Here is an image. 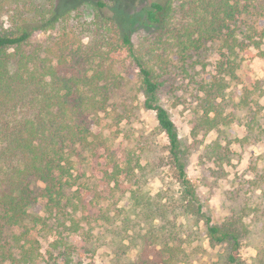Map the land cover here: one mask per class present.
Here are the masks:
<instances>
[{"label":"trees","instance_id":"obj_1","mask_svg":"<svg viewBox=\"0 0 264 264\" xmlns=\"http://www.w3.org/2000/svg\"><path fill=\"white\" fill-rule=\"evenodd\" d=\"M54 1L0 0V15L7 19L0 33V264H38L40 232L35 227L47 223L29 209L37 206L39 197L46 200L48 218L55 221L50 229L76 233L81 221L102 225L109 239L110 264H192L203 251L191 228L197 222L210 248L224 247L225 264H244L237 254L250 223L244 212L217 223L202 210L187 178L176 126L159 101L162 75L135 53L130 35L122 33L114 20L99 12L85 19L74 8L57 14ZM187 1L186 16L192 18L193 28L185 33L184 48L197 49L207 41L222 42L224 47L215 76L198 83L199 114L191 136L216 131L227 145L246 141L259 128L253 108H259L254 97L262 89L257 81H247L248 66L236 50L264 45V0ZM175 12L173 0H155L144 18L153 26H164ZM50 33L56 36L33 42L36 35ZM260 54L264 56V51ZM123 55L138 70L141 107L154 113L157 129L166 138L178 184L175 192L150 196L132 188L135 180L152 171L149 163L141 164L144 155L128 150L119 163L101 135L90 128V120L108 108L119 120L132 111L115 73ZM230 82L240 87L234 100L225 97ZM228 105L245 114L247 135L242 139H229L226 133L232 122L224 114ZM220 148L215 141L210 154ZM220 155L227 156L228 151ZM88 158L95 163L108 158L112 169L104 171V189L90 199L80 189L73 190L78 180L73 177L74 165ZM32 183L44 186L40 195H34ZM56 232L52 247L61 264L73 263L83 249L70 246L62 232ZM252 264H264V250L256 253Z\"/></svg>","mask_w":264,"mask_h":264},{"label":"rangeland","instance_id":"obj_2","mask_svg":"<svg viewBox=\"0 0 264 264\" xmlns=\"http://www.w3.org/2000/svg\"><path fill=\"white\" fill-rule=\"evenodd\" d=\"M153 1L155 0H55L54 8L57 14L77 9L85 19H90L95 12L111 18L122 33L130 35L135 53L162 75L159 79V101L170 113L176 126L184 153L187 178L195 186L202 210L217 223L232 215L243 212L246 214L244 220L250 223L249 233L241 240L237 255L244 264H252L256 253L264 250V56L260 54L264 51V45L260 49L247 47L236 50L238 59L245 60V65L248 66L247 81H257L262 89V93L254 97L259 103V108H253L257 111L259 125V128L254 129L255 136L228 145L224 136L216 131L206 135L201 133L193 138L191 127L199 114L198 103L201 97L198 83L215 76L219 53L224 51L223 43L207 41L202 42L197 49L184 48L185 33L193 28L192 18L186 16L189 2L173 0L176 7L174 15L164 26H153L144 18L145 10ZM181 8L184 10L181 11ZM259 25L262 26V22ZM6 27L7 19L0 15V33ZM55 36L53 33L39 34L34 37L33 42H46ZM192 38L195 39L196 35ZM121 60L115 73L121 82V95L132 105V111L126 114L125 119L119 120L116 113L108 108L106 112L98 113L90 120V128L93 133L101 135L106 147L119 163L124 162L123 153L128 150L144 155L141 164L149 163L152 171L137 182L135 180L132 188L139 187L141 192L150 196L175 192L178 184L168 158L166 138L157 129L154 113L141 107L143 96L138 90L137 68L126 55ZM239 91L240 87L230 82L225 97L234 100ZM224 114L232 119L226 128L229 139L244 138L247 135L245 114L232 105L225 108ZM223 129L224 127L221 128ZM215 141L222 147L216 155L210 154ZM226 151L227 156L220 155ZM108 165V158H101L99 163L88 158L81 164H75L73 177L78 180L73 190L80 189L81 194L90 199L93 192L101 191L106 186L104 171L110 173L112 170ZM43 187L41 183L31 184L34 195H40ZM45 203L46 200L39 197L37 206L29 209L32 215L46 219L47 223L46 227L40 224L35 227L40 232L38 264H61L60 256L52 247V243L58 238L56 231L62 232L64 241L70 246L83 249L82 255L71 264H110L109 239L103 234L102 225L87 226L81 221L82 228L76 233L63 228L50 229V226L54 227L55 221L48 218ZM77 218L81 217L78 215ZM201 226V222L191 223L203 250L197 254V260L192 264H225L224 247L210 248L203 237ZM13 232L17 233L18 230Z\"/></svg>","mask_w":264,"mask_h":264}]
</instances>
